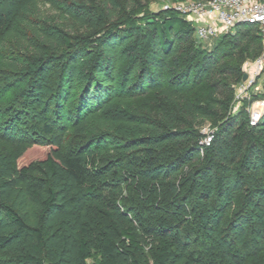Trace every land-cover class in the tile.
Masks as SVG:
<instances>
[{
    "label": "trees",
    "instance_id": "16d2710c",
    "mask_svg": "<svg viewBox=\"0 0 264 264\" xmlns=\"http://www.w3.org/2000/svg\"><path fill=\"white\" fill-rule=\"evenodd\" d=\"M11 10L0 24V264H264V118L234 114L224 90L262 54L258 28L207 47L144 0ZM33 103L35 136L69 135L19 167L24 148L6 138ZM203 121L215 134L202 153Z\"/></svg>",
    "mask_w": 264,
    "mask_h": 264
},
{
    "label": "built area",
    "instance_id": "2783aa9c",
    "mask_svg": "<svg viewBox=\"0 0 264 264\" xmlns=\"http://www.w3.org/2000/svg\"><path fill=\"white\" fill-rule=\"evenodd\" d=\"M163 11H171L184 17L195 28L200 42L216 39L221 34L229 33L241 25L258 28L262 37L263 51L255 61L254 68L239 87L236 100H251V91L264 81V0H202L178 2L167 5ZM220 26V27H219ZM219 29V30H218ZM251 125L258 124L264 118V100L256 102V108L249 113ZM215 130L202 133L200 151L210 147Z\"/></svg>",
    "mask_w": 264,
    "mask_h": 264
},
{
    "label": "rangeland",
    "instance_id": "374dc122",
    "mask_svg": "<svg viewBox=\"0 0 264 264\" xmlns=\"http://www.w3.org/2000/svg\"><path fill=\"white\" fill-rule=\"evenodd\" d=\"M15 1L16 0H0V24L3 23L4 21H7L9 18H11V16H12L11 12H14V10L12 11L11 8H12V5L14 6ZM69 1L73 2V3H79L80 1H83V0H69ZM182 1L185 2V1H202V0H182ZM178 2H180V1L179 0L178 1H175V0H144V3H149L150 8L153 12L162 11L165 6L174 5ZM248 26H251V25H248ZM221 35H223V34H221ZM214 42H215V39H210L209 41L200 42L199 44H201L203 46L210 47L211 45H213ZM257 56L258 55H252V56L249 55L248 57H246L242 60L241 70L243 71V75L246 74L249 76L248 72L254 68L255 61L258 59ZM220 79H224V78H220ZM233 79H234L233 77L228 78V80H227L228 85L225 86L226 89H224V90H228V88H229L230 92L228 91V93H233V95H234V104H235L234 114L238 115L243 110H245L249 114L251 111H253L256 108V102L259 101V100H254L253 96L257 93L259 94V93L264 92V81L261 80L258 83L259 84L258 87H256L255 89H253L251 91V97H252L251 100L246 99L245 102H242L240 100H236L237 97L239 96V87L241 84H237L236 80H233ZM8 84L10 85V83H8ZM9 85L4 84V86H3L4 91H6V89H11V87L7 88V87H9ZM42 105H43V103H42ZM34 106H35V104L33 103L27 108L26 107L22 108V109L19 108L20 111L21 110L27 111V113L29 115V116H27V115L22 116V118H23V119H21L22 122L20 121L21 125L16 126V128L19 129L17 131V133L20 136H23V138H21L20 136H16V135L15 136H9L8 135L9 137L6 138L7 141H10L11 143L13 142V144L15 146L19 145V146H22L24 148L23 155L18 161L19 167L29 166V165L34 164L36 162L42 161L53 151L61 150L62 145L64 144V142L66 141V139L68 138V135H69V132L66 131L64 134L59 132L56 137H45L42 135L35 136L33 134L34 132L29 129V127L31 125L30 123H32V124L35 123V121L32 118L33 115L38 114L37 111L35 110ZM28 108H30V110H28ZM3 118L4 117H2V119ZM4 121L7 122L6 119H4ZM4 121H2V120L0 121L1 129L3 128L2 125L4 124L3 123ZM17 123H15V125H17ZM212 127H213L212 123L209 121H203L198 126L199 131L201 133H204L206 131H209L210 129H213ZM21 131H25V132L29 131L28 134L31 135V138L27 135V132H26V134H24V133H21ZM259 248L260 249H257L256 251L257 252L260 251L261 254L264 253V242H262V244ZM91 264H93V262Z\"/></svg>",
    "mask_w": 264,
    "mask_h": 264
},
{
    "label": "water",
    "instance_id": "95a60500",
    "mask_svg": "<svg viewBox=\"0 0 264 264\" xmlns=\"http://www.w3.org/2000/svg\"><path fill=\"white\" fill-rule=\"evenodd\" d=\"M247 78H248V75L245 74V75L243 76V81H246Z\"/></svg>",
    "mask_w": 264,
    "mask_h": 264
}]
</instances>
